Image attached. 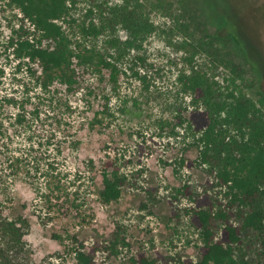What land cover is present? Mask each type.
<instances>
[{
  "label": "rangeland",
  "instance_id": "rangeland-1",
  "mask_svg": "<svg viewBox=\"0 0 264 264\" xmlns=\"http://www.w3.org/2000/svg\"><path fill=\"white\" fill-rule=\"evenodd\" d=\"M107 6L136 8L156 28L118 61V83L83 65L70 91L16 55L10 37L23 14L0 0V214L28 220L22 258L33 264H76L80 242L94 264H142L140 255L197 264L206 246L195 211L225 200L224 187L200 155L208 112L180 76L195 64L226 94L236 88L260 102L264 0H75L62 21L74 48L116 53L109 40L131 37L121 26L84 34V24L104 23ZM108 162L127 176L111 203L100 198Z\"/></svg>",
  "mask_w": 264,
  "mask_h": 264
},
{
  "label": "trees",
  "instance_id": "trees-1",
  "mask_svg": "<svg viewBox=\"0 0 264 264\" xmlns=\"http://www.w3.org/2000/svg\"><path fill=\"white\" fill-rule=\"evenodd\" d=\"M75 0H9L18 8L22 23L10 37L18 57L39 62L49 82L59 81L70 91L81 87L79 66L96 65L110 71L113 84L118 83L121 68L118 61L128 47L144 40L156 28L138 10L128 6L102 8L104 23L83 25L85 35L100 36L107 27H125L131 37L125 42L113 37L109 44L116 53L100 49L74 48L62 23L72 14ZM101 15V16H102ZM30 22L33 28L26 26ZM137 76L141 75L136 71ZM4 70L0 68V85ZM187 92L199 95L197 101L208 112L209 121L199 136L202 163L224 187V199L196 209L202 226L206 251L197 264H264V97L260 102L236 88L226 94L217 77L191 64L180 76ZM3 124L0 122V134ZM106 163L102 172L100 198L105 203L117 201L127 176ZM182 194L189 191L185 186ZM224 223L227 238L217 236L219 223ZM29 225L25 218L11 219L0 214V264H33L22 258L24 233ZM118 243L113 251L118 252ZM80 242L75 251L76 264H94L93 254ZM142 264H154L140 255Z\"/></svg>",
  "mask_w": 264,
  "mask_h": 264
}]
</instances>
